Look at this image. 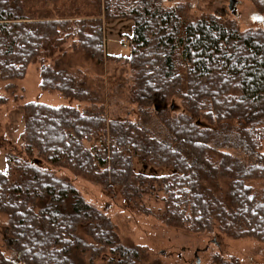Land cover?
<instances>
[{"label":"trees","instance_id":"1","mask_svg":"<svg viewBox=\"0 0 264 264\" xmlns=\"http://www.w3.org/2000/svg\"><path fill=\"white\" fill-rule=\"evenodd\" d=\"M250 1L264 14V0ZM59 4L0 0V82L25 78L43 49L56 51L57 43L73 38L74 46L99 65L106 59L129 65L131 102L154 110L172 140L130 119L26 103L24 154L9 153L7 168L0 171V213L9 217L19 262L84 264L81 257L89 255L90 264L99 258L138 264L145 256L142 246L122 242L111 218L82 197L69 175H58L60 170L106 191L121 188L128 202L169 227L264 242V28L242 31L237 21L216 14L191 20L184 6L163 0H85L81 19ZM103 17L134 23L127 35L130 56L107 55ZM41 88L91 99L76 76L47 64ZM7 100L0 97V104ZM233 121L237 137L231 141L227 133L224 145L240 148L250 161L216 146L217 127ZM137 158L143 168L171 173L137 171ZM212 176L230 179L228 203L204 184ZM148 197L163 207L152 209ZM1 259L0 264L18 263ZM235 263L220 255L214 259V264Z\"/></svg>","mask_w":264,"mask_h":264},{"label":"rangeland","instance_id":"2","mask_svg":"<svg viewBox=\"0 0 264 264\" xmlns=\"http://www.w3.org/2000/svg\"><path fill=\"white\" fill-rule=\"evenodd\" d=\"M168 6L181 5L186 9L189 19H199L205 15L216 14L225 20L237 21L240 29L264 28V14L250 0H163ZM61 0V10L73 13L76 19L83 18L85 0ZM56 11L53 4L48 6ZM105 48L109 56L131 55L127 35L133 31L132 21H106ZM57 50L43 49L41 57L31 63L25 78L0 82V97H6V103L0 104V171L7 168L9 153L24 154L25 121L23 106L31 101L45 103L51 106H73L86 114H103L108 119H130L140 123L149 132L163 140H172V136L159 120L154 110L131 102L133 86V71L122 60L106 59L99 65L89 58L80 48L73 44V38L57 43ZM44 64L57 70L67 71L76 76L83 87L90 92L91 99L86 101L67 97L57 91H45L41 88V69ZM237 123L230 122L223 127H217L221 138L216 146L228 151L242 160L252 158L240 148H230L224 145L225 135L230 133L231 141L237 137ZM224 131V132H222ZM219 140V141H218ZM94 144L87 143L90 148ZM215 145V144H214ZM137 171L157 175L170 174L166 168H143V164L135 159ZM60 176H70L79 189L82 197L91 205L106 213L114 225L120 239L125 244H135L146 249L145 256L138 264H214L217 255L235 264H264V242L256 238L232 239L220 231L189 232L165 225L155 215H149L136 203L128 202L121 188L106 191L101 186L81 177H75L67 170H60ZM230 179L221 176L204 178V184L229 202ZM164 192L160 191V196ZM146 204L154 210L163 207V202L155 198H146ZM9 217L0 213V260L16 258L12 249V240L8 233ZM88 241L93 240L81 232ZM2 255V256H1ZM15 256V257H14ZM84 264H90V256L83 255ZM94 264H111L107 259L99 258Z\"/></svg>","mask_w":264,"mask_h":264},{"label":"water","instance_id":"3","mask_svg":"<svg viewBox=\"0 0 264 264\" xmlns=\"http://www.w3.org/2000/svg\"><path fill=\"white\" fill-rule=\"evenodd\" d=\"M233 1H234V0H230V2H231V5H232ZM33 161H34V162H36L37 164H40V163H41V161H40V160H33Z\"/></svg>","mask_w":264,"mask_h":264},{"label":"flooded vegetation","instance_id":"4","mask_svg":"<svg viewBox=\"0 0 264 264\" xmlns=\"http://www.w3.org/2000/svg\"><path fill=\"white\" fill-rule=\"evenodd\" d=\"M17 264H21V262H19V261H18V263H17Z\"/></svg>","mask_w":264,"mask_h":264}]
</instances>
